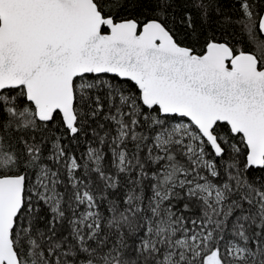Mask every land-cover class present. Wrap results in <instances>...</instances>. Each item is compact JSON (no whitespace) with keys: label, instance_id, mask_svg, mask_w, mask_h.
Wrapping results in <instances>:
<instances>
[{"label":"snow or ice","instance_id":"obj_1","mask_svg":"<svg viewBox=\"0 0 264 264\" xmlns=\"http://www.w3.org/2000/svg\"><path fill=\"white\" fill-rule=\"evenodd\" d=\"M0 264H264V0H0Z\"/></svg>","mask_w":264,"mask_h":264}]
</instances>
